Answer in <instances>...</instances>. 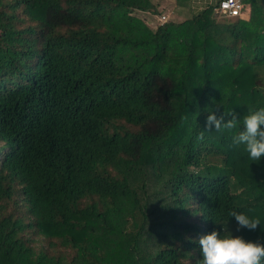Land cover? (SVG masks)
Returning a JSON list of instances; mask_svg holds the SVG:
<instances>
[{"label": "trees", "instance_id": "obj_1", "mask_svg": "<svg viewBox=\"0 0 264 264\" xmlns=\"http://www.w3.org/2000/svg\"><path fill=\"white\" fill-rule=\"evenodd\" d=\"M162 1L0 0V264H199L213 230L264 245V156L233 139L264 107V0H169L184 18L151 28L137 13Z\"/></svg>", "mask_w": 264, "mask_h": 264}, {"label": "clouds", "instance_id": "obj_2", "mask_svg": "<svg viewBox=\"0 0 264 264\" xmlns=\"http://www.w3.org/2000/svg\"><path fill=\"white\" fill-rule=\"evenodd\" d=\"M225 115L232 118L224 120ZM186 119V118H185ZM243 129L233 139L236 144L244 145L250 161L258 162L264 156V107L249 110L242 118ZM238 120L233 113H225L217 117L209 112L206 118V128L220 131L222 128L232 130L238 127ZM203 134L197 136L203 140ZM234 217L239 227L255 230L260 226L259 217L236 210H230L228 217ZM202 260L199 264H262L264 260V245L259 242L245 241L239 236L225 235L213 230L199 239Z\"/></svg>", "mask_w": 264, "mask_h": 264}, {"label": "rangeland", "instance_id": "obj_3", "mask_svg": "<svg viewBox=\"0 0 264 264\" xmlns=\"http://www.w3.org/2000/svg\"><path fill=\"white\" fill-rule=\"evenodd\" d=\"M140 17L144 19V21L151 27L154 28L156 25H158L161 22H165L167 20H174L178 21L184 18L183 14H178L175 11L174 3L169 0H163L161 2V6L159 8V13L154 14L150 12L145 13H137ZM219 18L223 17L225 15L224 13L219 14ZM164 16V18H162ZM248 11L245 10L242 12V17H247Z\"/></svg>", "mask_w": 264, "mask_h": 264}, {"label": "built area", "instance_id": "obj_4", "mask_svg": "<svg viewBox=\"0 0 264 264\" xmlns=\"http://www.w3.org/2000/svg\"><path fill=\"white\" fill-rule=\"evenodd\" d=\"M217 13H224L227 16L242 17V4L240 0H219L215 9ZM164 18V16H162Z\"/></svg>", "mask_w": 264, "mask_h": 264}, {"label": "crops", "instance_id": "obj_5", "mask_svg": "<svg viewBox=\"0 0 264 264\" xmlns=\"http://www.w3.org/2000/svg\"><path fill=\"white\" fill-rule=\"evenodd\" d=\"M217 0H190L188 3V11L190 13H196L201 10L204 6L214 3Z\"/></svg>", "mask_w": 264, "mask_h": 264}]
</instances>
